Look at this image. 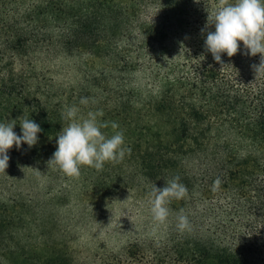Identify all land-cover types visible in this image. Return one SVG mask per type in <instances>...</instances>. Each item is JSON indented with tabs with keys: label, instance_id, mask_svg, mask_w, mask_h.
<instances>
[{
	"label": "trees",
	"instance_id": "trees-1",
	"mask_svg": "<svg viewBox=\"0 0 264 264\" xmlns=\"http://www.w3.org/2000/svg\"><path fill=\"white\" fill-rule=\"evenodd\" d=\"M221 3L0 0V122L26 116L42 129L33 148L10 149L0 171L10 187L0 193V264L54 263L52 251H38L35 232L55 219L63 199L56 193L38 208L35 182L54 170L65 175L66 208L81 198L68 188L91 170L68 176L47 165L64 121L45 62L60 57L90 58L79 62L85 86L78 94L94 112L108 106L98 107L102 96L114 97L109 118L99 121L117 123L130 149L122 159L129 183L116 187L151 195L153 185L179 176L187 188L168 205L163 237L99 248L91 264H264V71L255 72L260 56L242 54V42L233 57L222 54L223 65L204 47L214 31L205 27L208 16L211 23ZM176 213L188 217L189 229L177 228ZM72 252L65 250V264H74Z\"/></svg>",
	"mask_w": 264,
	"mask_h": 264
},
{
	"label": "rangeland",
	"instance_id": "rangeland-1",
	"mask_svg": "<svg viewBox=\"0 0 264 264\" xmlns=\"http://www.w3.org/2000/svg\"><path fill=\"white\" fill-rule=\"evenodd\" d=\"M90 58H73L65 60V58H52L45 62V67L50 73L55 85L53 91L57 94V101L59 103L60 111H56L59 119H63V126L65 124L66 108L72 105L79 107V116L86 118L89 111L94 112V105H80V98L82 95L78 91L85 86L84 83V69L79 64L88 61ZM90 62V61H89ZM91 74V73H90ZM49 78V74H47ZM93 79L87 81L92 84ZM100 85H107L102 79L99 80ZM86 85V86H87ZM74 92L72 94V90ZM107 87V86H106ZM115 94V93H114ZM117 96V95H116ZM112 93L101 97L98 102L100 104L108 105L99 107L103 115L98 117V120L109 118L110 102L113 99ZM108 103V104H107ZM69 123V121H68ZM109 123L107 127L102 128L101 131L111 136L114 130ZM127 142H125V147ZM54 166V164H48ZM127 168L125 161L120 160L118 163L106 162L102 170H96L91 167V170L86 171L75 179L69 189L73 196H80V200L70 197L68 206L65 208V186L70 182H66L65 175H59L52 172V175L47 178H39L34 186L35 205L44 206L43 203H48L49 198L56 193L60 194L62 202L58 204L61 206L60 211L56 214L53 221L50 219L46 225H41L35 236L38 251L41 255H46L47 251H52L54 263L65 264V250L73 251L74 264H91L92 255L94 251L105 247L110 250H116L128 240L134 238H161L166 231V223H159L155 221L151 214V199L152 196L146 192L131 190L128 186L117 188L116 185L121 182L129 183L127 175ZM123 177L119 181V177ZM3 176L0 174V188L1 192H6L7 187ZM97 178L100 183L95 184ZM94 183V184H93ZM13 193L19 192V188H11ZM105 194L107 197L103 196ZM4 195V194H3ZM61 204V205H60ZM38 207V208H39ZM68 210V211H65ZM175 215H178L177 213ZM39 229H44L46 234L39 235Z\"/></svg>",
	"mask_w": 264,
	"mask_h": 264
},
{
	"label": "clouds",
	"instance_id": "clouds-1",
	"mask_svg": "<svg viewBox=\"0 0 264 264\" xmlns=\"http://www.w3.org/2000/svg\"><path fill=\"white\" fill-rule=\"evenodd\" d=\"M214 31H207L204 39V47L211 53L213 60L223 65L222 54L233 57L241 51V42L248 56H260V64L253 65L255 72L264 71V0H233L224 2L211 16ZM202 31H204L202 29ZM89 97H81L80 105H88ZM80 109L76 105L66 108L65 119L69 121L67 126L56 135V150L49 159L48 164H56L68 176H79L81 166H89L96 170H102L106 162L118 163L123 159L125 152L130 151L125 145L123 130H118L119 125L111 124L114 130L111 136L105 135L101 129L107 125L98 120L102 111H89L86 118L78 114ZM19 120L21 129L17 134L13 129ZM42 129L31 118L22 116L16 120L0 122V171L9 166V150L22 145L29 149L39 142V133ZM187 193L186 186L180 182V177L175 176L165 182L163 188H152L151 214L155 221L164 223L169 214L168 207L172 199L180 200ZM177 228L181 231L189 229L188 217L179 214Z\"/></svg>",
	"mask_w": 264,
	"mask_h": 264
}]
</instances>
